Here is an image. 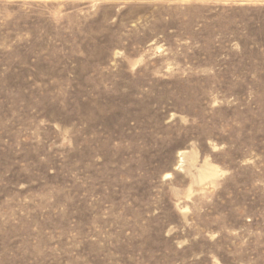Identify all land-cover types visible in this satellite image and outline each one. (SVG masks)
<instances>
[{
    "label": "rangeland",
    "instance_id": "1",
    "mask_svg": "<svg viewBox=\"0 0 264 264\" xmlns=\"http://www.w3.org/2000/svg\"><path fill=\"white\" fill-rule=\"evenodd\" d=\"M0 264H264V0H0Z\"/></svg>",
    "mask_w": 264,
    "mask_h": 264
},
{
    "label": "bare ground",
    "instance_id": "2",
    "mask_svg": "<svg viewBox=\"0 0 264 264\" xmlns=\"http://www.w3.org/2000/svg\"><path fill=\"white\" fill-rule=\"evenodd\" d=\"M209 170V169H208Z\"/></svg>",
    "mask_w": 264,
    "mask_h": 264
}]
</instances>
